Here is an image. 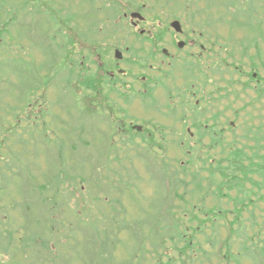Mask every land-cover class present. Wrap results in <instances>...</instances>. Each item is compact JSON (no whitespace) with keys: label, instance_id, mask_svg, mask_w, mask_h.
<instances>
[{"label":"rangeland","instance_id":"obj_1","mask_svg":"<svg viewBox=\"0 0 264 264\" xmlns=\"http://www.w3.org/2000/svg\"><path fill=\"white\" fill-rule=\"evenodd\" d=\"M263 91L264 0H0V263L264 264Z\"/></svg>","mask_w":264,"mask_h":264},{"label":"flooded vegetation","instance_id":"obj_2","mask_svg":"<svg viewBox=\"0 0 264 264\" xmlns=\"http://www.w3.org/2000/svg\"><path fill=\"white\" fill-rule=\"evenodd\" d=\"M134 13H138L137 11H132L130 14H127V13H125V17L127 18L128 17V15H129V17H130V21H131V24H133V25H135L137 28H139V30L138 29H136V34H137V31H139V36H145L146 35V30L143 28V29H140V27L142 26V23H143V21H144V16L141 14V12H140V14L141 15H136L135 17H132L133 16V14ZM143 18H142V17ZM143 31H144V33H143ZM143 33V34H142ZM150 33V32H149ZM148 33V34H149ZM150 36L151 35H149V37H148V40H151L152 42L154 41V39H157L156 37L155 38H150ZM142 38V37H141ZM178 42H179V40L176 38V36L174 37V39H172V41H171V45L172 46H174V47H177L178 46ZM122 45H124V44H122ZM122 45L120 46L119 44H117L116 46H114L115 47V49L117 50V49H120L121 50V52H124L123 51V48L121 49L120 47H122ZM98 46H99V48H101V44H99L98 43ZM115 50V51H116ZM100 55L98 56V58L100 59ZM170 57H172V55H170ZM124 60V57H123V59L121 60V59H116V61L114 62V67H116L113 71H111V70H107L106 71V69H105V71H106V74H105V71H104V77H102L103 79H100V81L99 80H97L96 79V76H95V81L96 82H100V86H99V88L100 89H103L104 90V88H103V85L105 84V82L106 83H108V85L110 86V88H111V90H113V88L116 90V88H119V87H117V86H120V87H122V88H126L127 90H130V88L131 87H134V85H135V83L134 82H140L143 86H145V85H147V83H149L150 82V79H151V77H149V76H139L138 75V79L137 78H135L134 76H133V78H135V79H137L136 81H134V80H130L129 78H131L132 77V73H130V71L129 70H127V69H124L121 65H120V63H121V61H123ZM102 64L103 63H101L100 64V67L102 66ZM167 66H170V63H169V65H167ZM94 78V77H93ZM97 78H101V77H97ZM140 78V79H139ZM102 80V81H101ZM140 80V81H139ZM120 83H121V85H120ZM190 89V88H189ZM100 91H102V90H99V93H100ZM115 92V91H114ZM187 93H185V100L186 99H188V98H190V96H191V94H190V90H188V91H186ZM102 93V92H101ZM109 93H111V92H109ZM193 93V92H192ZM124 92H123V95L122 96H124ZM187 94H189L190 96H188ZM127 96V95H126ZM124 98H125V96H124ZM111 106H113V105H111ZM115 107V106H114ZM193 109V108H192ZM131 131H134L135 130V126L133 125V123H131ZM137 132H136V134L137 133H140V132H142L143 131V128H142V130H136Z\"/></svg>","mask_w":264,"mask_h":264},{"label":"trees","instance_id":"obj_3","mask_svg":"<svg viewBox=\"0 0 264 264\" xmlns=\"http://www.w3.org/2000/svg\"><path fill=\"white\" fill-rule=\"evenodd\" d=\"M81 79H83V81H84V85H86V84H88V85H90L93 89H97V82L95 81V79L93 78V77H82ZM95 82V83H94ZM94 83V84H93ZM87 87V86H86ZM95 87V88H94ZM87 88H90V87H87ZM258 91H259V88H258ZM262 91V90H261ZM264 92V91H263ZM38 95V94H37ZM45 100H44V97L43 96H40V95H38L37 96V99L35 100V103H34V105L36 104V106L38 107V104L39 103H42V102H44ZM33 113V112H32ZM36 114H38V115H40V112H39V110L37 111V113ZM20 114H17V117L19 116ZM29 115L30 114H28L27 116L29 117ZM34 115V114H33ZM32 116V115H31ZM16 117V118H17ZM37 117V116H36ZM15 118V119H16ZM13 128H14V130L17 132V122H16V125H13ZM38 129V128H37ZM213 134V133H212ZM157 143H158V141H156ZM155 143V142H154ZM153 145H157L156 143L155 144H153ZM158 145H159V143H158ZM192 150V148L190 147V150L189 151H187V153H190V152H192L191 151ZM196 151V150H195ZM191 155H192V153H191ZM190 155V156H191ZM209 159V158H208ZM226 159H228V162L230 163L229 164V166H227L226 168L228 169V170H226L225 169V166L224 165H222V164H220L219 165V167L220 168H218L219 170H220V172H221V174L223 175V177H226V175L224 174L225 172L224 171H222V170H225V171H234L235 170V165H236V161H235V159L234 158H232V157H227ZM188 161V160H187ZM209 162V161H208ZM188 163H190V160H189V162ZM213 165V164H212ZM210 169H213V166L210 168ZM213 172V171H212ZM235 172H237V171H235ZM226 182H227V180H226ZM50 186V184H48V186L47 187H45V188H42L44 191L45 190H47L48 189V187ZM40 189H41V187H40ZM42 190V191H43ZM225 195H227V193H225L224 194V196ZM236 198H234V200H235ZM242 205H244V204H242ZM242 205H240V207L239 206H237V209L239 210V211H235V213H237V212H239V213H241L242 212V210H243V206ZM224 212H226V210L224 211ZM180 234H181V232H180ZM182 237V238H181ZM180 238L182 239V241L183 242H185V245L182 247V249H180V253H184V254H187V252L190 250V249H192L194 246H195V243L193 242L194 241V236H192V235H187V234H184V235H180ZM181 241H179V243H180ZM176 244V243H175ZM193 245V246H192ZM179 249V248H178ZM16 253V252H15ZM1 264V263H0ZM4 264V263H3Z\"/></svg>","mask_w":264,"mask_h":264},{"label":"water","instance_id":"obj_4","mask_svg":"<svg viewBox=\"0 0 264 264\" xmlns=\"http://www.w3.org/2000/svg\"><path fill=\"white\" fill-rule=\"evenodd\" d=\"M138 14H133V16H136ZM172 26L177 30V31H181L182 30V27H181V23L180 21L176 20L172 23ZM180 46L182 47L183 46V43H180ZM167 52V50H165ZM117 56L118 57H121V53L117 52Z\"/></svg>","mask_w":264,"mask_h":264}]
</instances>
